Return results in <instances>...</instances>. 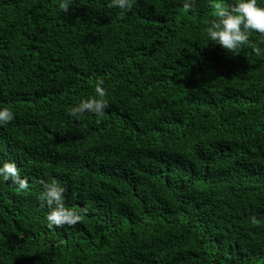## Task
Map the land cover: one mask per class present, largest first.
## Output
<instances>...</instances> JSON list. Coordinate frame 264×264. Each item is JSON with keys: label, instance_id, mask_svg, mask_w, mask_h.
<instances>
[{"label": "trees", "instance_id": "trees-1", "mask_svg": "<svg viewBox=\"0 0 264 264\" xmlns=\"http://www.w3.org/2000/svg\"><path fill=\"white\" fill-rule=\"evenodd\" d=\"M109 3L0 0V165L29 182L0 177V264H264V55L208 41L209 0ZM101 79V123L72 118ZM52 179L74 227L47 226Z\"/></svg>", "mask_w": 264, "mask_h": 264}, {"label": "clouds", "instance_id": "clouds-1", "mask_svg": "<svg viewBox=\"0 0 264 264\" xmlns=\"http://www.w3.org/2000/svg\"><path fill=\"white\" fill-rule=\"evenodd\" d=\"M72 0H60L59 8L67 12L71 6ZM135 0H110L108 7L120 9V16L123 17L130 11ZM194 0H184L183 8L191 10ZM212 9L213 18L206 29L208 41L218 44L226 52L233 55L239 54L245 46L252 48L256 56L264 55V6L258 3V0H209ZM258 33L261 39L255 44L250 42L252 33ZM104 81L98 80L95 84V95L91 98L82 99L78 104L68 110V114L75 120H80L85 113L94 114L96 123H101L105 110L109 107V101L106 98L107 92L102 86ZM15 119L14 112L7 107L0 108V126L9 124ZM0 177L4 181H11L17 186L18 192L26 191L29 188L27 178H22L20 169L14 161H5L0 165ZM42 191L38 199L41 207H47V226L49 228L64 226L74 227L77 223L83 221V214L88 209L84 207L77 210L68 207L65 204V187L55 179L51 181L40 180ZM252 224L258 221L253 216Z\"/></svg>", "mask_w": 264, "mask_h": 264}]
</instances>
